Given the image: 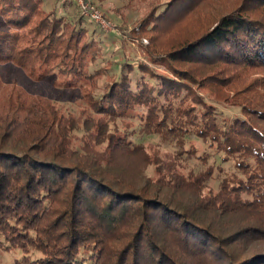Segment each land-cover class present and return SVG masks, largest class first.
Listing matches in <instances>:
<instances>
[{
  "label": "trees",
  "instance_id": "trees-1",
  "mask_svg": "<svg viewBox=\"0 0 264 264\" xmlns=\"http://www.w3.org/2000/svg\"><path fill=\"white\" fill-rule=\"evenodd\" d=\"M224 1L153 3L129 32L148 40L145 60L124 43L98 65L102 39L74 0H0V252L21 251L17 264H264V0ZM185 18L195 25L175 34ZM27 80L83 90L90 109L19 92ZM217 104L239 113L220 121ZM139 125L183 147L195 135L183 154L207 144L238 171L162 160L134 140ZM127 155L156 176L130 172Z\"/></svg>",
  "mask_w": 264,
  "mask_h": 264
},
{
  "label": "rangeland",
  "instance_id": "rangeland-1",
  "mask_svg": "<svg viewBox=\"0 0 264 264\" xmlns=\"http://www.w3.org/2000/svg\"><path fill=\"white\" fill-rule=\"evenodd\" d=\"M161 1L162 0H93V2L96 3L95 5H97V7L103 11L105 16L107 15V21L111 23V29H105L100 24L93 21L91 23L92 25H95L93 27L98 29V33L100 35V38L102 39L104 52L102 56H100L98 65H104L107 61H119V59L124 56V43L129 47V49H131V54L127 55L128 58H131V60H145L142 57L143 54L142 50L139 48V45L148 44V40H133L130 38L129 32L134 26V23L138 21L143 14L149 12L153 3L155 4ZM223 2L225 1L216 0V4H221ZM55 3L56 0H47V8L51 9ZM213 10H215V5L211 7V11ZM194 25L195 23L193 24L191 20L185 18L175 28V34H182ZM158 68L160 70L164 69L163 66H160ZM15 88L19 92H27V94H32L37 97H42L43 99L46 98L49 101H54L55 104L62 110H65L64 112L67 114H74L79 116L84 110L87 111V109H90V103L85 98L83 90L70 89L68 91H64L62 89H55L50 84H34L30 83L28 80L17 84ZM100 92L101 89H98L97 93ZM238 113L239 110L236 108L230 107L228 105L217 104L216 114L218 115V119L220 121H222V118L225 117L232 118ZM124 123L126 124L129 122L124 121ZM124 123H120V125H123ZM121 127L123 128V126ZM137 130L138 133L134 136V140L136 141V143L145 145L147 147V150L149 148L150 153H155L158 157L162 156V158H164L165 160H170L177 165L182 164L188 169H194L197 173L200 170L207 168L209 165H214L215 167L217 165V178L219 177V174H222V170L224 171V174L220 175L221 177H224L226 175V177H229L231 174L238 171L235 166L234 159H231L229 161H222L220 156L221 154H218L215 148H211L207 144H205V148L202 151H196V155H194L193 153L191 155L183 154V152H190L192 148L191 143H193L197 147V141L199 142V144H202L201 139L197 138L195 135H189L186 138V143L183 147L177 142L176 138L167 137L161 134L152 135L144 132L142 130V125H139L137 127ZM79 134V138H83V135H81V133ZM184 149H187V151ZM155 150L156 152H154ZM198 154H200V156H198ZM201 156H206L208 158L207 166L205 163H203L202 159H197V157ZM215 157L220 158L215 159ZM119 161L121 165L125 166L133 174L141 171L140 175L144 176V179L156 174L154 165H150V163L148 164L144 160L141 161L134 156L127 155V157L120 158ZM208 183L212 186L213 181L210 180ZM252 244L260 245V243ZM30 255L36 258L40 256V253L38 251L32 250V253ZM22 256V252L18 250H2L0 252V264H17V259H21Z\"/></svg>",
  "mask_w": 264,
  "mask_h": 264
},
{
  "label": "built area",
  "instance_id": "built-area-1",
  "mask_svg": "<svg viewBox=\"0 0 264 264\" xmlns=\"http://www.w3.org/2000/svg\"><path fill=\"white\" fill-rule=\"evenodd\" d=\"M81 9V13L92 21L100 24L105 29H111L110 22L107 21L103 11L90 0H74Z\"/></svg>",
  "mask_w": 264,
  "mask_h": 264
}]
</instances>
